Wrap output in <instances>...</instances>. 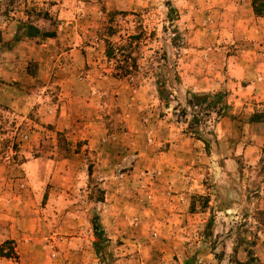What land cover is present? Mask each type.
Segmentation results:
<instances>
[{"label":"rangeland","instance_id":"obj_1","mask_svg":"<svg viewBox=\"0 0 264 264\" xmlns=\"http://www.w3.org/2000/svg\"><path fill=\"white\" fill-rule=\"evenodd\" d=\"M242 10V0H0V168L15 166L27 191L21 165L54 162L30 184L52 259L264 264V27L249 39ZM193 93L227 106L199 124L207 149L188 129Z\"/></svg>","mask_w":264,"mask_h":264},{"label":"crops","instance_id":"obj_2","mask_svg":"<svg viewBox=\"0 0 264 264\" xmlns=\"http://www.w3.org/2000/svg\"><path fill=\"white\" fill-rule=\"evenodd\" d=\"M244 10L241 16V22L244 23V32L248 33L249 39L258 40L264 27V17H256L253 13L250 0H242ZM240 4V3H238ZM261 66V64L259 65ZM264 67V65H262ZM236 86L240 88L238 91L239 97H244L247 94V87H243V81L246 67L242 63L236 64ZM259 71H264L260 70ZM242 75V76H239ZM263 78L264 75H257V79ZM234 80V82H235ZM223 84V83H222ZM239 90V89H238ZM36 147L35 142L28 150V154ZM22 170L25 173L24 183L29 190L19 191L15 180V166L11 171L0 168V248L5 244L12 247L13 253L11 256L0 254V264H68L66 260L57 261L52 259L45 245V238L40 234L38 229L39 211L35 207L36 195L31 191V183L40 182L42 176H39V170L44 169V173L52 174L54 162L51 159L34 158L24 162ZM69 196V195H68ZM68 199L64 193L61 194V199ZM73 208L65 213L64 222H69L68 217L72 213ZM88 221V226H89ZM5 252V251H3Z\"/></svg>","mask_w":264,"mask_h":264},{"label":"trees","instance_id":"obj_3","mask_svg":"<svg viewBox=\"0 0 264 264\" xmlns=\"http://www.w3.org/2000/svg\"><path fill=\"white\" fill-rule=\"evenodd\" d=\"M251 6L253 13L256 16L264 17V0H251ZM171 21V20H170ZM21 28H24L25 32L23 35L28 38L36 37L39 34V30L32 25H24ZM21 34H16L13 42H18L20 40ZM119 70L122 74L118 76L127 75L126 66L119 67ZM164 81L159 80L156 82V87L160 96V100L168 101V95L162 90L164 87ZM221 96L219 94L207 95V94H189L187 100H185V105L190 110L191 121L188 124L189 131L203 144L206 149L209 147V141L205 138V134L199 129L200 122L204 121L210 113H215L218 116H222L226 110L227 106L224 102L220 104ZM201 112H204V116ZM92 229L94 236L100 241L103 238V231L100 228V225L96 220L92 222ZM98 246L97 244L95 245Z\"/></svg>","mask_w":264,"mask_h":264},{"label":"built area","instance_id":"obj_4","mask_svg":"<svg viewBox=\"0 0 264 264\" xmlns=\"http://www.w3.org/2000/svg\"><path fill=\"white\" fill-rule=\"evenodd\" d=\"M11 152H12V151H11ZM11 152H10V153H7V154L5 155V157H4L5 160L8 161V160L11 159V157H12V153H11ZM10 155H11V156H10Z\"/></svg>","mask_w":264,"mask_h":264}]
</instances>
